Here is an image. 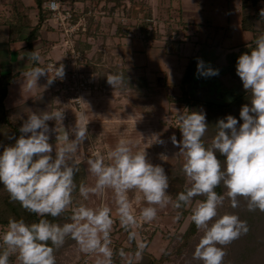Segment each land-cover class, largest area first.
I'll use <instances>...</instances> for the list:
<instances>
[{
    "label": "clouds",
    "instance_id": "obj_1",
    "mask_svg": "<svg viewBox=\"0 0 264 264\" xmlns=\"http://www.w3.org/2000/svg\"><path fill=\"white\" fill-rule=\"evenodd\" d=\"M260 15L264 18V8ZM28 59L39 63L41 58L32 51ZM53 69L55 74L49 78ZM197 71L204 77L219 74L217 69L205 68L202 60L197 62ZM236 72L250 97V104L240 110L242 124L232 115L218 120L217 132L211 145L206 147L202 142L208 130L206 115L178 112L177 127L182 140L177 141L172 135L171 141L184 158L182 171L188 183L174 203L167 195L169 179L164 168L150 163L145 150L134 152L136 142L125 138L120 139L107 156L92 152L86 164L95 183L77 186L74 178L81 161L73 157L87 139L86 125L76 123L71 130L73 139L65 131L62 142L55 145L53 156V145L49 143L52 130L47 122L61 121L63 112L31 113L23 122L15 143L0 153V183L12 201L42 218L31 224L24 219H9L0 235L3 245L0 264H9L10 256H15L19 264H56L55 250L68 238L76 242L82 253L94 255L95 264H113V208L106 204L90 207L84 203L73 207L77 187L85 201L90 195L102 197L106 190L112 191L115 217L128 233V240L137 242L136 259L142 257L147 247L137 240V230L156 219L158 207L173 203L176 209H190L191 221L202 231L193 259L202 264H223L227 254L225 247L249 231L247 222L238 215L218 214L225 198L230 200L233 209L240 206L239 198H243L248 211L264 212V33L256 38L250 52L238 57ZM64 75L62 65H54L52 69L35 67L25 73L27 88L37 86L42 76H47L51 85ZM122 81L121 75L107 76V83L113 88ZM60 139L57 136V140ZM154 142L164 143L158 137ZM217 153L224 157L223 161ZM221 184L227 190L225 195L215 191ZM133 190L139 194L136 200L142 199L148 205L140 209L139 215L129 199V192ZM195 197L204 199L193 203ZM69 210L71 222L60 224L43 218H57ZM118 255L127 264H133L123 249Z\"/></svg>",
    "mask_w": 264,
    "mask_h": 264
},
{
    "label": "rangeland",
    "instance_id": "obj_2",
    "mask_svg": "<svg viewBox=\"0 0 264 264\" xmlns=\"http://www.w3.org/2000/svg\"><path fill=\"white\" fill-rule=\"evenodd\" d=\"M12 1L13 0H0V20L2 17L10 13V11H8V5ZM17 1L19 7L26 13L27 22L29 23L30 13H37L36 1ZM33 5L36 7H32ZM243 6H248L247 0H242V2L238 0H204V4H198L197 8L199 9L198 12L200 16L199 21L202 24L198 26H203L201 29L205 31L204 35L210 33L213 37V42L209 41L203 43L202 41H198L197 44L192 41L183 42L181 44V53L183 55L180 57V60L178 57L175 58L174 55L162 52V46L160 45L162 42L164 47L165 45H168L170 48L172 46L173 48L175 47V49L178 48L179 42H175L176 39L173 37L171 38L169 35L166 37L168 42H164V39H156L152 46H145L144 48L147 53L148 64L150 67L169 68L170 66L179 64V68H175L176 70L173 73L171 72L172 74L168 72L170 71L169 69H165V71L162 69L157 71L156 77L152 78L153 81L151 85L147 83V85H144L143 76H139L137 78L138 81H135L136 78H131V75L144 71V69L139 68V66H137V70L132 66L133 63H135L134 60L124 59L123 64H120V62L118 64L116 60L119 59L118 61H120L121 56H123L122 52L117 53L116 50L112 49L102 50L97 46L94 48L93 55L95 58L100 59V64L90 66L85 60V55L82 60H79L81 64L78 66L77 70L87 74L90 80L88 81V87L82 94L79 103L72 97V89L68 88L69 83L71 84L74 82L70 75L75 68L74 65H72L73 68L71 71L68 69L65 70L66 73L62 80L58 78L59 84L55 88L53 86L51 87L48 83L46 88H44L46 83L43 82L47 81V79L43 76L38 79L37 86H34L31 90L27 88L26 77L13 82L9 87V92L5 99L6 107L13 118H23V121H25L31 113H35L34 108L36 106L39 107L38 103H34L36 102L34 101L36 98L53 97L55 94L58 95L59 93L58 99L62 101L61 104L65 107L62 110L63 119L60 121L62 122L61 125H58L57 127L54 124H52V126H50V124L48 125L50 129L54 127V131L52 128V131L49 133V143L52 144L53 149H55V145L62 142V137L65 131L69 132V138L73 139L74 137L71 134V130L76 126V123L86 125L88 132L87 139L80 144L75 153L76 160L81 161L78 172L80 179L83 180V184L91 186L95 183V177L88 171L86 164V160L92 152H100L102 155L107 156V153L115 147L120 139H130L136 142L133 146L134 152L145 150L146 159L150 163L164 168L169 179L167 195L174 203L177 195L182 192L183 187L188 183L187 178L182 171L184 158L179 153L180 149L173 145L171 141L172 135L176 136L177 141L182 140V133L179 127H177L178 112L186 113L187 110L190 109L193 112H202V109L204 108V105L201 103H196L190 107L185 101H179L176 98L182 93V88H184L181 79L188 67V64L182 65L184 64L183 59L186 60H184L185 62H189L198 49L201 48L199 58L195 59V64L193 65L195 69L197 68L198 60H202L207 64L209 63L208 66L210 67L217 65L222 66L226 61L225 58L230 54V52L226 51L225 55H221L222 52L224 53L225 49L234 48L231 51H235V55L240 56L243 51L245 52L247 46L251 47L255 43L259 34L253 29H245L242 26V19L244 16ZM30 8L32 9L30 10ZM91 9L95 15H88L90 22L92 19H96L95 17L101 13V7L99 5H95ZM82 12L83 10H79L77 14ZM247 20L248 22H257V19L254 16L248 17ZM30 25L33 26L34 24L30 23ZM91 25L89 23L88 27ZM212 25H214V27H212ZM199 27H195L196 32H198L197 29ZM41 29L54 31L53 34L50 33L51 37L54 38H52L53 41L51 40V37H48L44 39L45 42L43 47L42 44H36V49L40 50L39 52L41 53L40 62H44L48 58H53V56H47L51 52L50 50H54L53 47L51 49L50 40L52 42L56 41L57 33L55 31L59 30L53 28L51 23H44L43 25L41 23ZM125 30L128 32L127 35L129 36L141 37V39L143 38L147 40L149 38H161L162 36V34H158V37L157 30H154V27H150L149 25L147 26L146 31L138 28L134 29L133 27L129 29L126 28ZM7 31L8 27L4 24H0V46L3 50L1 67L4 71L11 66L9 60H6L8 53H10V42L7 39ZM81 41L84 42L83 40ZM212 49H214V51ZM238 51L240 53H238ZM67 55L68 52L65 50V57ZM220 56L223 58L221 59ZM18 57L21 58L22 55H19ZM24 63L27 64L26 62H23L20 63L19 66H24ZM227 63L228 61H226L225 64ZM12 65L14 67H11V71L15 70V68L18 69L17 65ZM30 66L31 65H28V67ZM233 66L234 65H232V68L223 71L220 74V79L221 85L230 88V92L226 96L234 101L239 95L243 96L248 92L243 88V84H240L236 67L232 70ZM126 67H128L130 71H128ZM176 71H178L177 74ZM165 72L168 73V76L171 74L169 83H163V81L159 80V77H163ZM53 75L54 74H49V78ZM108 75H121L123 77L122 84L113 88L107 83ZM127 77L129 78L127 79ZM192 77L193 75L191 71L190 78L187 81H190ZM233 101L225 106L230 105ZM25 102H30V105L23 109H17V107ZM51 102L52 100L42 106L44 112L50 111V109L53 112L58 111V109L52 107L54 105H51ZM70 108H72L73 111L70 110ZM241 108L239 109L241 110ZM52 121L56 122L55 120ZM57 136L61 139L57 140ZM157 137L164 143L161 144L154 142ZM213 138L214 136L207 139V141H212ZM137 195L139 194L135 192V190L129 192V199L132 202L137 215H139L140 209L148 205H146L142 199L137 201ZM197 201L201 200H195L193 203ZM78 202L79 204L84 203L90 207H96L100 204H106L112 207L113 218L115 219L111 231V247L113 251L115 247L121 245L126 256L131 258L132 262L139 260L135 257V253L138 250L137 242H130L128 240V233L120 227L119 221L115 217V204L111 190H106L102 197L90 195L89 199L86 201L79 195ZM173 203H169L164 208L158 207L156 219L151 223L143 224L137 230V240L147 245L144 249L146 253H152L158 257L168 248L170 250H175L176 244L178 243L175 239V235L184 232L187 229L191 221V212L184 214L182 208H174ZM228 204L229 202L226 197L224 204L220 209L225 205L228 208ZM239 210H244V212L240 213L251 225L256 220L259 225L257 228L260 230L264 228V219L261 220V216L258 215L256 211H248L247 208L239 207L236 208L235 211L238 212ZM177 217H179V219H177ZM134 244L136 246H134ZM115 252L116 250L114 253ZM115 256H113V264H116L115 259L117 256ZM64 259L66 260L65 264H95V256L82 253L79 250L78 245L73 248L69 247ZM119 260L120 264H127L126 260H122L121 258H119ZM178 262L179 260L175 264H178Z\"/></svg>",
    "mask_w": 264,
    "mask_h": 264
},
{
    "label": "trees",
    "instance_id": "obj_3",
    "mask_svg": "<svg viewBox=\"0 0 264 264\" xmlns=\"http://www.w3.org/2000/svg\"><path fill=\"white\" fill-rule=\"evenodd\" d=\"M37 3V8H38V22L34 24L33 26L30 25V22H27V15L26 13L19 7L18 1L13 0L11 3L8 5V11L10 13L8 15H5L2 17L0 20V24H4L5 26L8 27V32H7V39L10 43L18 41L20 39H25L26 45L29 46L32 51H35L41 54L39 51L34 49V42L37 40L40 35H41V23L42 20L49 15L50 11L47 7V2L48 0H35ZM121 1L119 0L116 5H120ZM116 7V6H115ZM114 9V8H113ZM144 9V8H143ZM142 9V10H143ZM254 16L256 19L257 17L255 15L251 14H245L242 19V25L245 29H253L257 34H262L264 33V18H261L259 21V24L257 25L255 22H248V17ZM151 15L150 13H147V16L141 23V27L143 30H147V26L149 25V22L151 21ZM27 27H30L29 31L27 32L26 35L24 34L25 30ZM89 31V27L86 30V32ZM258 37V36H257ZM180 43V42H179ZM76 45L80 47L83 51L85 50L84 44L81 41L80 38H78ZM255 47V43L249 47H246L245 52H250L252 48ZM242 51V50H240ZM244 51L242 53H245ZM2 53L3 50L1 49L0 46V153L4 150L5 147L12 145L15 143V140L21 135L20 133V128L23 124V118H18L15 119L11 116L8 108L6 107L5 104V99L7 97V94L9 92V87L10 85L22 78L25 73L29 72L35 67H40L43 68L44 62H39V63H34L32 61L31 66L26 68V69H21V70H2L1 67V60H2ZM238 53H240L238 51ZM85 54V52H84ZM238 56H235L233 59L234 66L233 69L236 67ZM198 58V55H195L188 63V67L186 71L184 72V76L182 79V84H184L185 81H187L190 78L191 71L193 68V65L195 64V59ZM129 77H127L128 79ZM134 78V77H131ZM131 80V79H130ZM145 82L144 84L146 85L147 81L146 78L144 79ZM240 84H242V81L239 77ZM135 81H138L137 78ZM140 81V79H139ZM59 84L58 78L51 84V87L53 86L54 88L57 87ZM148 84V83H147ZM181 84V85H182ZM244 94V93H243ZM242 96V95H241ZM240 95L234 100L230 105L225 106V105H220L217 103L213 102H203V101H198L191 99L188 96L187 91L182 88V93L177 96V100H182L185 101L186 104H188L190 107H192L196 103H201L204 105V108L202 109V113L206 115V122L208 124V130L205 133V136L202 138V142L206 145V147L211 145V141H207V139L212 138L215 136L217 132L216 124L218 120L220 119H226L228 115H232L235 117L238 121V124H242L243 121L240 117V109L243 105L245 104H250V97L248 93H245L242 97ZM37 99V98H36ZM34 100L38 103L39 107H35V113L40 114L43 113L42 106L46 104L48 101H50V97H40L37 100ZM38 101V102H37ZM37 104V105H38ZM28 105H30V102H25L21 106L17 107V109H23L26 108ZM228 111V112H227ZM53 112V111H51ZM49 112V113H51ZM187 112H193L191 109L187 110ZM186 112V113H187ZM49 124H55L59 123V121L53 122L48 121ZM52 155H55V149L53 150ZM217 156L219 159L223 161L224 157L220 156L219 153H217ZM74 160H76L75 155L73 157ZM75 183L77 186H79L81 183H83L82 179H80L79 172L76 173V176L74 178ZM185 186L183 187L182 191L184 190ZM215 191L219 195H225L226 194V188L221 184L218 186ZM73 207L79 205L78 199H79V191L77 187V191L73 193ZM203 200L204 197H195V200ZM229 202L228 208L226 205L220 209H218V214L223 215L225 213L229 214H236L239 216V218L243 221L247 222L249 231L246 235H242L239 239L233 241L231 244L227 245L225 247L226 251V256L224 257L223 264H264V228L259 229L257 228L258 223L255 222L252 223V225L248 222L247 219H244L242 214L240 212H244V210H239L236 212V209H233L231 207V202L227 198ZM239 208H247L246 207V201L243 198H239ZM184 214H187L190 211V209H185L181 207ZM258 215H260V219L263 220L264 218V212H261L259 210L256 211ZM71 215V211H67L63 213L60 217L57 218H52L50 216L48 217H43L46 218L52 222L55 223H66V222H71L69 217ZM42 217L37 216L34 213H31L27 210H25L19 202L12 201L10 199L9 193L6 191L4 188L3 184L0 183V228L5 229L9 219H24L26 223H33V222H38L39 219ZM202 235V231L197 230L194 222L190 221L187 229L184 232L178 233L175 235V239L177 240V244L175 247V250H170L169 248L166 249L161 256H155L152 253H146V251L143 252L142 257L134 261L133 264H175L178 260V264H202L201 261L193 259V252L195 249L196 244L198 243L200 237ZM77 244L75 241L72 239L68 238L66 239L64 245L60 247L59 249L55 250V257H56V264H65V254L67 253V249L69 247H76ZM134 246H136L134 244ZM123 249L121 245L119 247H115L114 251V256L116 257V264H120V256L118 255L119 250ZM126 249V248H125ZM0 251H3V245L1 244V249ZM252 251V252H251ZM255 252V253H253ZM16 257L15 256H10L9 258V264H14Z\"/></svg>",
    "mask_w": 264,
    "mask_h": 264
},
{
    "label": "crops",
    "instance_id": "obj_4",
    "mask_svg": "<svg viewBox=\"0 0 264 264\" xmlns=\"http://www.w3.org/2000/svg\"><path fill=\"white\" fill-rule=\"evenodd\" d=\"M118 1L119 0H70V2L73 5H75L78 11L91 9L95 5H99L101 7V13L95 17L96 19L94 20L92 19L91 22L89 21L90 25L92 24L89 27V31L85 32L84 35L80 36L81 40L84 41L83 44L85 46L84 47L85 58H86L85 60L86 62L89 63L90 66H95L96 64L98 65L101 62L99 58L97 59L93 55L95 47L98 46L99 49L102 50L103 49L116 50L117 53L119 52L123 53V56H121L120 61H118L119 60L118 59L116 60V62H118V64L119 62L120 64H123L124 59L134 60L135 63H133L132 66H134L136 70H137V66H139V68L144 69V71L137 72V74L131 75V77L138 78L139 76H143L144 79L146 78L147 83L151 85L153 81L152 78L156 77L157 71L161 69L164 71L165 69H169L170 71L168 72L173 73L176 69L179 68L178 66L179 64H175L174 66H170L169 68L150 67L148 64L147 53L144 48L145 46H152L156 39H164V42H168L166 37H168L169 35L171 36V38L173 37L176 39L175 42H180L178 48L175 49V47L173 48V46L170 48L168 45H165L164 47L162 42L160 44L162 46L161 48L162 52L169 55H174L175 58L178 57L180 60V57H182L183 55L181 53V44L183 42L192 41V42H196V44L198 43V41H202L203 43L209 41L213 42V37L210 35V33L208 32L209 34H206L207 36L204 35L205 31L201 29V27L203 26L200 27L198 26L202 24L199 21L200 16L197 5L204 4V0H120L121 4L116 5ZM238 1L242 2V0H238ZM247 1H248V6L247 7L243 6V14L255 15L257 17V22L255 23L258 25L260 22L259 20L262 18L260 15V10L264 8V0H247ZM32 7H36V6L33 5ZM31 9L32 8H30V10ZM36 11H37L36 14H34L33 12L30 13L29 22L31 24H36L38 22V17H39L38 8L36 9ZM147 13H150L151 15V19H150L151 21L149 22V26H152L154 27V30H157V36L158 34H162L161 38H149L148 40L142 38L143 39L142 40L141 37L139 38V37H133L127 35L128 32H126L125 30L126 28L129 29L133 27L134 29L135 28L142 29L141 23L147 16ZM195 27H199L197 29L198 32H196ZM212 27H214V25H212ZM29 29L30 27H27L24 34L22 35L23 36L26 35ZM55 32L57 33L55 39L56 41L52 42L53 37H51V34H53L54 31H47L46 29H41L40 37L34 42V49L40 51L36 49V44L39 45L42 44L43 47L45 42L44 39L51 37L52 41L50 40V46L51 49L53 47L54 50L53 49H52L53 51L50 50L51 52L47 56H53V58L57 60L64 59L65 48L61 42V33H59V31L57 30ZM9 49H10V53H8L7 59L6 58L4 59L9 60L11 66L10 68L6 69V71L12 69L11 67H14L12 64L17 65L19 70L26 69L28 68V65H31L32 61L28 59V56L32 52V49L26 45L25 39L22 38L18 41L10 43ZM233 49L234 48L225 49L224 53L222 52L221 55L222 54L225 55L227 51L230 52V54L228 55V57L230 58V55L231 54L234 55L235 53V51H231ZM212 50L214 51V49ZM200 51L201 48H199L195 54L198 55V58ZM19 55H22V57L19 58L18 57ZM195 55H193V57ZM220 58L222 59L223 57L220 56ZM227 58H225L226 61L228 60ZM184 60L185 59H183L184 64L182 65H187L189 62L188 61L185 62L186 60L185 61ZM23 62H26L27 64L24 63L25 65L24 66L21 65L20 67L19 64ZM126 68L128 69V71H130L128 67ZM18 69L15 68V70ZM177 72L178 71H176V74ZM171 74H169L168 76V73L165 72L163 77H159V80L163 81V83H169ZM23 77H25V75ZM43 77L47 79V81L43 82L46 83L44 85V88H46V85L48 83V78L47 76H43ZM144 79L143 81L145 82ZM58 96L59 93L58 95L55 94L53 96L54 98L52 96H49L50 99L52 100L51 105H54L52 106L53 108L55 107L59 111L60 110L62 111L63 108L65 107L61 104L62 101L58 99ZM70 110L73 111L72 108H70ZM48 112H51V109ZM61 123L62 122L59 121V123L57 124L53 123V124L57 127L58 125H61ZM50 126H52V124H50ZM52 128L54 131V127ZM0 231H1L0 235H2L3 231L1 228ZM14 264H19V261L15 259Z\"/></svg>",
    "mask_w": 264,
    "mask_h": 264
},
{
    "label": "built area",
    "instance_id": "obj_5",
    "mask_svg": "<svg viewBox=\"0 0 264 264\" xmlns=\"http://www.w3.org/2000/svg\"><path fill=\"white\" fill-rule=\"evenodd\" d=\"M47 7L50 13L42 20V25L44 23H51L53 28H57L60 31L62 45L68 52V55L64 59L59 60L48 58L44 62L43 68L48 67L52 69L54 65L57 67L62 65L64 71L66 69L71 71L73 68L72 65H74L75 68L73 72L70 73L74 82L71 84L69 83L68 88L72 89V97L79 103L82 94L88 87V81L90 80L87 74L77 70L78 66L81 64L79 60H82L85 54L84 51L76 45V42L81 35L85 34L89 25L88 15L94 12L92 9H88L77 14L78 9L70 0H48ZM49 74H55V69L50 71Z\"/></svg>",
    "mask_w": 264,
    "mask_h": 264
},
{
    "label": "water",
    "instance_id": "obj_6",
    "mask_svg": "<svg viewBox=\"0 0 264 264\" xmlns=\"http://www.w3.org/2000/svg\"><path fill=\"white\" fill-rule=\"evenodd\" d=\"M209 63H204L205 68H212L218 70V75L204 77L200 75L193 67L192 79L184 83V88L188 91L189 97L198 101L213 102L221 105H227L231 100L226 96L230 92V88L221 85L220 74L232 68L233 65V54L230 55L228 63L223 66H208Z\"/></svg>",
    "mask_w": 264,
    "mask_h": 264
},
{
    "label": "flooded vegetation",
    "instance_id": "obj_7",
    "mask_svg": "<svg viewBox=\"0 0 264 264\" xmlns=\"http://www.w3.org/2000/svg\"><path fill=\"white\" fill-rule=\"evenodd\" d=\"M235 56H237V55H235V53H234V55H233V59L235 58ZM227 59L229 60V57H228ZM228 60H227V61H228ZM225 63H226V62H225Z\"/></svg>",
    "mask_w": 264,
    "mask_h": 264
}]
</instances>
